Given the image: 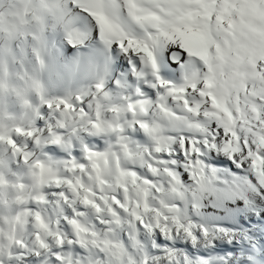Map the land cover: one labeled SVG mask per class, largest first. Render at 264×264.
<instances>
[{"label": "snow or ice", "instance_id": "obj_1", "mask_svg": "<svg viewBox=\"0 0 264 264\" xmlns=\"http://www.w3.org/2000/svg\"><path fill=\"white\" fill-rule=\"evenodd\" d=\"M0 264H264V0H0Z\"/></svg>", "mask_w": 264, "mask_h": 264}]
</instances>
